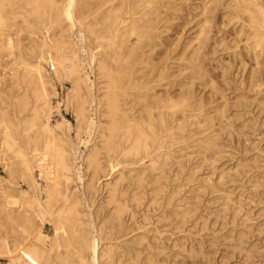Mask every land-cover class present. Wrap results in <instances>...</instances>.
Segmentation results:
<instances>
[{
	"label": "bare ground",
	"instance_id": "obj_1",
	"mask_svg": "<svg viewBox=\"0 0 264 264\" xmlns=\"http://www.w3.org/2000/svg\"><path fill=\"white\" fill-rule=\"evenodd\" d=\"M212 1L203 4L204 21L186 63L191 78L203 81L207 71L200 49L212 26V3L218 2ZM230 2L233 16L244 17L239 31L248 28V49L259 60L264 52V0ZM176 7V0H0V70L11 69L10 75H0V163L8 175L0 176V259L8 257L9 264H133L144 247L148 261H153L152 245L143 233L130 242H118L133 230L125 217L148 191L153 203L161 196L168 203L179 199V190L168 187L174 146L179 151L188 147L185 142L193 136L190 125L213 124L212 113L206 114L197 102L192 81H180L181 64L179 79L166 58L154 53L159 31ZM76 23L86 40L89 65L95 66L103 83L95 110L104 121L89 116L90 86L77 57ZM185 54L178 59L184 61ZM47 65L52 66L55 81H71L67 103L78 133L92 128L99 139L83 160L91 175L89 189L101 172L112 174L121 162L150 157L148 168L131 169L123 182L108 190L99 209L97 236L71 188L70 123L63 118L53 127L50 122L49 98L55 88ZM172 82L180 84L176 93L156 90L157 85ZM224 110L218 115L224 116ZM210 142L205 148L218 153L217 144ZM35 167L45 179L42 189L34 178ZM176 214L186 217L187 211L177 208ZM47 220L52 236L44 233ZM103 238L108 242L101 244Z\"/></svg>",
	"mask_w": 264,
	"mask_h": 264
},
{
	"label": "rangeland",
	"instance_id": "obj_2",
	"mask_svg": "<svg viewBox=\"0 0 264 264\" xmlns=\"http://www.w3.org/2000/svg\"><path fill=\"white\" fill-rule=\"evenodd\" d=\"M210 1L176 0V10L159 31L160 43L155 47V55L166 58L170 71L179 79L177 66L181 64L180 81L183 84L192 81L197 102L206 114L212 113L213 124L208 128L190 125L193 136L185 142L188 147L185 145L179 151V146H174L168 187L179 190V199L168 203L161 196L153 203L148 191L142 203L131 207L133 213L126 215V225L133 230L118 242H130L143 233L147 237L145 242L153 248L152 262L147 259L148 248L143 247L140 258L133 264H264V52L257 60L254 50L248 49V28L239 31L244 17L237 20L233 16L230 0H213L212 26L200 49L207 77L204 81L191 78L186 63L204 21L203 4ZM81 33L76 23L73 35L77 57L90 86L89 116L96 122L104 121L101 112L95 110L103 83L95 66L89 65L86 40L81 38ZM182 53H186L184 61L178 59ZM46 69L55 88L49 98L50 122L53 127H58L63 118L70 123L68 135L74 162L71 188L77 191L89 228L97 236L96 228L102 221L99 209L107 199L108 190L123 182L131 169L148 168L150 157L136 163L121 162L112 174L101 172L93 181V189H89L91 175L83 160L99 139L92 135V128L78 133L73 108L67 103L71 81H55L50 72L52 66L47 65ZM10 70L7 66L0 70V75H10ZM166 88L176 93L180 84L156 86L158 91ZM222 108L225 110L221 111L224 115L221 117L217 112ZM211 140L217 144L216 154L205 148ZM0 176L8 178L1 163ZM34 178L37 187L44 188L45 179L38 167L34 169ZM22 187L29 189L26 183ZM177 208L187 211L186 217H177ZM50 225L45 221L44 233L48 236L53 235ZM107 242L103 238L101 244ZM0 264H9L8 257L3 256Z\"/></svg>",
	"mask_w": 264,
	"mask_h": 264
}]
</instances>
